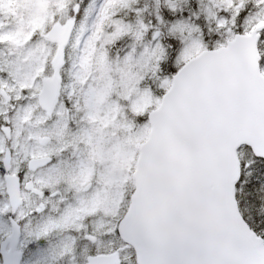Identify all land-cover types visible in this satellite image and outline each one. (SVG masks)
Listing matches in <instances>:
<instances>
[{"label": "snow or ice", "instance_id": "snow-or-ice-1", "mask_svg": "<svg viewBox=\"0 0 264 264\" xmlns=\"http://www.w3.org/2000/svg\"><path fill=\"white\" fill-rule=\"evenodd\" d=\"M0 264H264V0H0Z\"/></svg>", "mask_w": 264, "mask_h": 264}]
</instances>
